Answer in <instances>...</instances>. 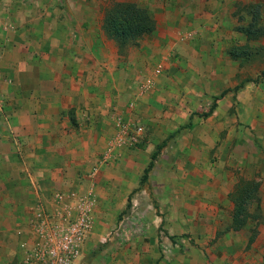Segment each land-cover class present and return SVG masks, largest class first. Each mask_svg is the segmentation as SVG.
<instances>
[{
    "label": "crops",
    "instance_id": "crops-1",
    "mask_svg": "<svg viewBox=\"0 0 264 264\" xmlns=\"http://www.w3.org/2000/svg\"><path fill=\"white\" fill-rule=\"evenodd\" d=\"M124 4L155 28L121 45ZM79 211L70 264H264V0H0V264Z\"/></svg>",
    "mask_w": 264,
    "mask_h": 264
},
{
    "label": "built area",
    "instance_id": "built-area-1",
    "mask_svg": "<svg viewBox=\"0 0 264 264\" xmlns=\"http://www.w3.org/2000/svg\"><path fill=\"white\" fill-rule=\"evenodd\" d=\"M161 69H157V74ZM143 128L119 124L117 139L123 140L129 146H136L142 136ZM111 159L105 155L103 163ZM91 228L90 211H79L75 219L67 220L64 224L51 227L45 232L43 239L36 244L33 258L25 264H70L84 244Z\"/></svg>",
    "mask_w": 264,
    "mask_h": 264
},
{
    "label": "trees",
    "instance_id": "trees-1",
    "mask_svg": "<svg viewBox=\"0 0 264 264\" xmlns=\"http://www.w3.org/2000/svg\"><path fill=\"white\" fill-rule=\"evenodd\" d=\"M254 27H256L255 24L244 29L248 37H254V31H252ZM154 28L155 23L151 15L145 9L138 8L134 4H124L114 9L105 25L108 36L114 38L121 45L134 43L137 39L150 34ZM225 93L226 91L221 96ZM212 108L204 116H207L212 111ZM155 156L156 153L153 154L152 160ZM151 165L152 162L148 166V169ZM257 190L258 184L254 182L245 183L237 187V192L233 197L234 213L232 216V224L234 230L240 229L245 224L247 211L249 206L256 200Z\"/></svg>",
    "mask_w": 264,
    "mask_h": 264
}]
</instances>
